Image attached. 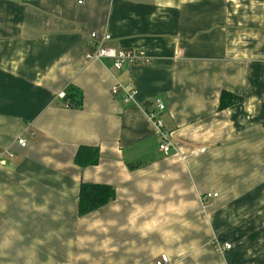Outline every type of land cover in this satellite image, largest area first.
<instances>
[{
    "label": "crops",
    "instance_id": "0c3cea01",
    "mask_svg": "<svg viewBox=\"0 0 264 264\" xmlns=\"http://www.w3.org/2000/svg\"><path fill=\"white\" fill-rule=\"evenodd\" d=\"M92 33L148 64L87 62ZM224 92L240 102L220 111ZM82 147L99 163L80 167ZM83 183L116 197L80 216ZM162 255L264 264V0H0V264Z\"/></svg>",
    "mask_w": 264,
    "mask_h": 264
},
{
    "label": "built area",
    "instance_id": "2783aa9c",
    "mask_svg": "<svg viewBox=\"0 0 264 264\" xmlns=\"http://www.w3.org/2000/svg\"><path fill=\"white\" fill-rule=\"evenodd\" d=\"M24 3L30 0H21ZM79 5H83L85 0H76ZM111 39L110 35H99L97 33H92L90 35V46L88 52L85 56L87 62L100 61V60H111L113 66L117 71H122L124 68L132 67L139 64H148V61H140L135 55L126 51H119L106 46V43ZM122 89L121 85H116L113 87V93L115 95L119 94ZM135 92L131 93L130 99H133ZM58 98L64 100L66 98V93L62 92L58 95ZM155 110L147 113L149 121L153 124L156 134L159 138V148L165 155H170L172 150L175 148L174 140L172 139L171 133L166 129L162 115L166 110V105L160 99L155 100ZM19 145L22 148L27 147V141L25 139H19ZM217 194H209L208 198H216ZM232 245L225 244L218 247L219 252H225L231 250ZM156 264H170V260L167 255H162Z\"/></svg>",
    "mask_w": 264,
    "mask_h": 264
},
{
    "label": "trees",
    "instance_id": "16d2710c",
    "mask_svg": "<svg viewBox=\"0 0 264 264\" xmlns=\"http://www.w3.org/2000/svg\"><path fill=\"white\" fill-rule=\"evenodd\" d=\"M71 91V90H70ZM66 107L81 108L83 101L79 94L66 93ZM240 102L239 98L224 92L221 96L220 111ZM100 153L97 148L82 147L79 149L75 161L80 167L94 166L99 163ZM116 191L113 187L83 183L80 189L79 215L85 216L95 212L114 201Z\"/></svg>",
    "mask_w": 264,
    "mask_h": 264
},
{
    "label": "rangeland",
    "instance_id": "374dc122",
    "mask_svg": "<svg viewBox=\"0 0 264 264\" xmlns=\"http://www.w3.org/2000/svg\"><path fill=\"white\" fill-rule=\"evenodd\" d=\"M83 264V263H82ZM156 264V263H155Z\"/></svg>",
    "mask_w": 264,
    "mask_h": 264
}]
</instances>
